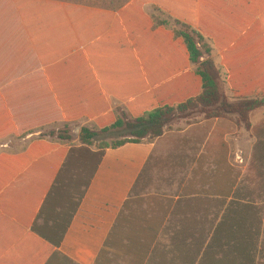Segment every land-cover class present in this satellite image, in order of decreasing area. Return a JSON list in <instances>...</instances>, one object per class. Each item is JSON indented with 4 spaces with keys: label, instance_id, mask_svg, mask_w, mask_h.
<instances>
[{
    "label": "crops",
    "instance_id": "1",
    "mask_svg": "<svg viewBox=\"0 0 264 264\" xmlns=\"http://www.w3.org/2000/svg\"><path fill=\"white\" fill-rule=\"evenodd\" d=\"M72 8L83 18L68 15ZM109 13L56 0H0V102L17 129L44 125L25 138L0 139V264H220L225 241L244 250V264H264V213L258 227L237 220L238 205L252 202L237 197L234 135L222 132L223 118L118 148L57 145L62 159L56 143L34 139L56 123L87 120L98 130L123 103L172 90L178 75L170 44L151 36L141 48L132 36L136 43L113 47L102 39L111 30L105 20L115 18ZM151 47L164 68L145 60ZM38 143L55 150L28 163L29 150H42ZM137 200L146 215L164 218L147 227L145 253L113 255L111 241Z\"/></svg>",
    "mask_w": 264,
    "mask_h": 264
},
{
    "label": "trees",
    "instance_id": "2",
    "mask_svg": "<svg viewBox=\"0 0 264 264\" xmlns=\"http://www.w3.org/2000/svg\"><path fill=\"white\" fill-rule=\"evenodd\" d=\"M83 1L86 0H75L79 6L111 12L107 17H115L105 20L111 30L102 38L110 40L113 47H125L129 41L136 43L127 35L120 14L128 11L137 15L135 17L141 15L148 36L170 44L178 75L170 92L160 89L156 97L142 96L139 105L138 101L123 103L129 118L111 117L104 123L101 120L97 122L98 130L82 128L80 140L83 145L92 146L99 131L124 130L128 133V140L120 141L112 148L160 138L177 115L185 116L197 109L208 120L236 115L239 121L249 126L251 113L264 107V0H129L125 5H119L120 8L114 7L118 10ZM58 2L73 3L72 0ZM146 6L167 15L181 29L169 31L166 23L146 15ZM215 50L222 58L220 66L211 58ZM192 66L196 67L195 71L191 70ZM221 69L225 71L224 83L230 96L222 89ZM0 115L8 117L6 121L0 120V139L10 135L25 138L35 129L44 127L34 125L17 129L4 102H0ZM38 146L42 150L28 151V163L37 155L55 150L43 143ZM58 152L65 154V150L56 145Z\"/></svg>",
    "mask_w": 264,
    "mask_h": 264
},
{
    "label": "rangeland",
    "instance_id": "3",
    "mask_svg": "<svg viewBox=\"0 0 264 264\" xmlns=\"http://www.w3.org/2000/svg\"><path fill=\"white\" fill-rule=\"evenodd\" d=\"M103 1L104 0H86L83 2L85 4L94 5L101 3L109 7H113V10H118L120 8L119 5H122V3L123 5H125L126 3H128L129 0H105L104 2ZM72 2L73 3L71 4L79 5V2L76 3L75 0H72ZM58 7L59 6L56 5V14L61 12V9H59ZM153 10L154 9L147 8L145 10L146 15H149L155 19H158L159 21L166 23V27L169 30L181 29V27L177 26L176 23L167 15L158 13L157 11ZM67 14L71 15L77 20L83 18V13L76 8L68 10ZM135 16L132 12L128 11H125L120 14L123 23L126 25L127 30L125 31L128 33L129 36H134L137 42L140 44L141 48H144V45L146 43H150L155 40L153 38H150L151 36H148L146 32L145 19H143L141 15L138 17ZM123 19H125L126 22ZM159 44L160 43L155 45V48H166V44ZM153 50L154 49H152V47L145 48V60L147 62H152L157 67L164 68L166 63L164 61V57L161 58V60L155 58V56L152 54L153 52H155ZM211 58L219 66V57L217 53L213 52ZM206 59L207 58L203 59V61ZM221 74L222 89L227 96H230L231 94L229 92V89L224 83L225 73L222 69ZM115 115L116 116L114 117H116V119L129 118V115L123 107H117ZM251 115L249 119V126H246L245 123L239 121V118L236 115L224 117L222 120L224 121V125L222 126V132H230L231 135H234L233 138L230 140V143L233 144L231 161L236 167V169H234V175L237 178L236 186L238 185L237 197L239 200L242 199L247 200L248 202H252V205L248 206L247 208L246 205H238L237 209L240 213V216H237L238 223H241L243 226L244 223L246 224L245 219H248V222L251 223L252 226L256 225L258 227L259 224H261V212L264 213V107L253 111ZM203 118H205V115L202 114L200 109L191 111L185 116L177 115L173 119V121L170 122L169 125H167V132H179L183 130L182 128L186 124L194 125V128H197L196 125L199 124ZM183 119L186 120L183 121ZM59 124L56 123V125L46 128L40 138L34 139L46 140L48 142L56 143V145L66 146L68 148L80 147L82 145V142L80 140V133L82 128L87 127L88 129H91L93 127V124L89 123L87 120L79 121L78 123L72 124L69 127ZM129 138L130 137L128 136V133L124 130H111L106 133L99 131L98 136L92 142V146L99 148L112 147L116 143L128 140ZM12 148L13 150L18 149V147L16 148L14 145H12ZM221 153L222 155L225 154L223 150L221 151ZM227 154L225 155L227 156ZM60 156H64L63 152H58L56 154V159H58ZM248 205H250V203ZM129 209L130 214H128L127 216V223L125 222L126 226L124 227V230L119 236L116 233L113 238V241H111L112 248L109 252H111L113 255L118 254V252L120 251L121 254L128 255H132V253H134V255H142L143 252L145 253L146 248H144L143 250V248L140 249V247L143 243V239L151 235L150 232L147 230V227H151L152 224L153 227H158L159 223H161V220L164 218L163 216H160V213L151 215V217L146 215L147 210L145 211L140 207V202L138 200L132 202ZM154 211L160 212L161 208H155ZM145 224H149V226H145ZM137 233L138 235H135ZM222 236L223 238L227 239L228 233L225 232L224 234H222ZM124 239H128L132 246L125 247L123 245ZM161 240L162 241L160 243V246L157 249V256L164 255V250L162 248L164 245V238H162ZM137 244L140 245L137 246ZM238 251L241 254L240 258L242 262L237 259L236 253ZM173 252H175V250ZM243 253L244 250H234L233 248H230L228 246V241L222 242L220 248V264H244L243 260L245 259V257L243 256Z\"/></svg>",
    "mask_w": 264,
    "mask_h": 264
}]
</instances>
